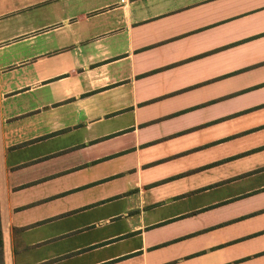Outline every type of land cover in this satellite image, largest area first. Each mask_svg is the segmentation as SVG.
I'll return each instance as SVG.
<instances>
[{
    "label": "crops",
    "instance_id": "obj_1",
    "mask_svg": "<svg viewBox=\"0 0 264 264\" xmlns=\"http://www.w3.org/2000/svg\"><path fill=\"white\" fill-rule=\"evenodd\" d=\"M123 200L102 229L128 231L41 264L133 243L91 264H264V0H0L11 250L16 227ZM163 201L192 204L147 220Z\"/></svg>",
    "mask_w": 264,
    "mask_h": 264
},
{
    "label": "rangeland",
    "instance_id": "obj_2",
    "mask_svg": "<svg viewBox=\"0 0 264 264\" xmlns=\"http://www.w3.org/2000/svg\"><path fill=\"white\" fill-rule=\"evenodd\" d=\"M3 34L5 37H9V36L15 35V31L12 29H8L6 32H3ZM8 39H12V38H8ZM12 49H14L13 44L11 47L4 49V52L7 50H12ZM43 145H46V144H43ZM17 149H19V147H17ZM25 153L26 151L23 150V154ZM12 154L13 153H10L9 155L10 160H12ZM129 154L131 153L129 152ZM19 159H24V157L20 156ZM125 159L126 158L118 159V157L117 158L114 157L112 158V160L109 161V163L106 164L105 169L107 168L108 171H114L116 169H119V170H116V172L118 171L120 172V170H122L120 166L123 164L122 161ZM131 171L132 170H129L127 172H131ZM124 173L125 172L109 177L110 179L118 177V178H115V180L112 179L113 180L112 182L115 181L118 184L119 193L124 190L122 188L124 187V184H126V181H127L126 179H123V177L121 176ZM119 176L121 177L119 178ZM131 177L132 175L128 176L129 179ZM116 187L117 185H115L113 188H116ZM157 187L156 189H159L158 192H160V188H162L163 185H160ZM195 200L196 202L201 201L199 199H195ZM191 204H192L191 201L176 202V203H171L170 205L169 204L167 205L165 201L158 202L150 206L149 208H146V210L148 211L147 220L149 218L160 219L162 217H168L172 215L174 211L183 209ZM127 208H128V203L126 202V200H123V201L112 203L110 205L102 207V210L97 212L95 215L92 214L87 217L79 216L77 217L75 221H73V223H71L70 220H66L63 222L58 221V220L53 221V222L51 221L43 222V223L41 222L36 225H32V226L29 225V227L27 228L32 229V230L26 231V232H24L25 230L24 228L16 227L14 229L16 230L14 250H11L10 248V241H9L10 232L8 228L6 229L5 223L3 220L1 231L3 232V238H4V248H3L4 256H5L4 264H14V263L15 264H41L43 263L42 262L43 260L53 259L60 255H64L66 253L75 252L80 249L87 248L90 245V243L96 242L98 244L102 242V240H107V237L112 236L116 232L118 233V232L128 231L129 228H127L125 224L111 231H109L108 226L102 229L103 226L107 225L106 221L111 219V217H113L111 215H115V217H118L119 215L127 211ZM40 212L41 211H39L37 215H40ZM3 213H4V219H5V211ZM114 220L118 221L117 218ZM86 226H89L88 228L91 229L90 232L81 233L79 231H75L80 228L88 230ZM69 228H72V229H69ZM48 238H50L51 240ZM40 240H43V241H40ZM44 241H47V242H44ZM136 244L138 243L136 242ZM132 245L126 246L124 244H116L110 247L95 250L93 252L81 254L78 256L74 255V256L66 258V260L60 264H91L101 259H104L110 256H115L116 254L126 251L127 249L132 247ZM12 253H14L15 255V260H16L15 262L12 259ZM19 257L23 261H21ZM135 261H137V259H135ZM122 264H126V263L124 262Z\"/></svg>",
    "mask_w": 264,
    "mask_h": 264
},
{
    "label": "trees",
    "instance_id": "obj_3",
    "mask_svg": "<svg viewBox=\"0 0 264 264\" xmlns=\"http://www.w3.org/2000/svg\"><path fill=\"white\" fill-rule=\"evenodd\" d=\"M158 162V161H157ZM157 162H155V163H157ZM173 177H176V176H173ZM169 179H172V178H169ZM95 183H97V182H94V183H91V184H88V185H86V186H89V185H92V184H95ZM86 186H83V187H80V188H84V187H86ZM200 232V231H199ZM176 240H178V239H175V240H173V241H176ZM165 243H163V244H161V245H164ZM155 247H157V246H155ZM0 264H3V239H2V232H1V229H0Z\"/></svg>",
    "mask_w": 264,
    "mask_h": 264
}]
</instances>
